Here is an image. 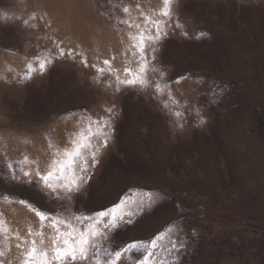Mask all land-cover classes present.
Returning a JSON list of instances; mask_svg holds the SVG:
<instances>
[{"label":"rangeland","instance_id":"1","mask_svg":"<svg viewBox=\"0 0 264 264\" xmlns=\"http://www.w3.org/2000/svg\"><path fill=\"white\" fill-rule=\"evenodd\" d=\"M162 8L163 0H0V264H23L29 245L18 248L17 237L40 240L29 230L41 221L20 201L56 217L116 208V230L97 225L102 245L162 234L163 244L181 245L156 251L167 264H264V0H175L170 19ZM145 16L165 20L167 36L147 87L117 91L116 76L138 66L130 37L149 26ZM44 57L46 70L23 79ZM90 118L109 119L111 131L80 191L58 199L35 178L27 183L23 172L43 174ZM43 233L48 246L47 222ZM140 258L133 250L119 264Z\"/></svg>","mask_w":264,"mask_h":264},{"label":"snow or ice","instance_id":"2","mask_svg":"<svg viewBox=\"0 0 264 264\" xmlns=\"http://www.w3.org/2000/svg\"><path fill=\"white\" fill-rule=\"evenodd\" d=\"M174 4L175 0H163V8L159 15L170 19L174 15ZM124 11L127 13L129 9L125 7ZM124 22L127 23V21ZM145 23L149 26L142 29L138 35L130 37L133 41V47L136 49L133 56L136 57L138 66L135 70L130 67L125 68V78L116 76L117 91L121 85L124 87H147L145 74L149 70L150 61L155 60L157 45L160 40L167 36V31L165 20L145 16ZM136 27L140 28V25H136ZM177 27L181 26L177 25ZM137 52L139 53L138 56H136ZM68 54L71 55V50ZM59 55H64L63 49H60ZM83 62L87 66L86 60ZM48 63H51V60L44 57L39 61L38 69L29 64L27 74L23 79H31L32 74L37 71L42 74ZM104 64L108 65L109 71H115L111 68L109 61H104ZM97 71L103 74L105 69L97 68ZM156 87L159 90L161 86L157 84ZM173 103L176 101L173 100ZM108 111L111 112V109ZM174 114L177 117L182 115L179 112ZM110 131L109 119L97 121L90 118L86 132L82 130L74 135L70 141L71 147L63 150L57 149L43 174L38 169L35 170V176H33L32 171H24L23 176L27 178L26 182L31 183L35 178L41 187L56 194L58 199L61 198L60 193H63V198L70 199V194L80 191L82 185L91 178L92 170L99 162L97 153L101 146L107 147ZM7 167L11 170L13 178H16V170L13 169L12 165L8 164ZM20 203L35 213L42 226L41 230L35 233L29 230V236H39V241L36 239L26 241L17 237L20 240V243L17 244L18 248H22L25 244L29 245L24 253L23 264H77V262H84L89 259L94 264H119L122 257L133 250L140 253L141 256L137 264H167L165 257L154 259L156 251L163 250L170 255L172 251L179 252L181 248V245L172 238H169L168 244H163L162 242L166 237L162 234L147 242L135 241L122 246L117 244L115 250L111 247H104L101 239L106 238V236L97 225L102 224L104 228L110 231L116 230L123 220V216L117 213L116 208L99 211L93 216L77 213L70 217H56L36 208L28 201H20ZM84 221H90V223L84 230H81L77 225ZM46 222L47 226L51 227L55 233L54 236L49 237L50 244L48 246H44L43 226ZM61 226H63V230ZM6 231L5 223L0 219V234ZM169 232H172L171 228H169ZM3 255L4 253L0 252V256ZM102 256H107L108 261H103Z\"/></svg>","mask_w":264,"mask_h":264},{"label":"bare ground","instance_id":"3","mask_svg":"<svg viewBox=\"0 0 264 264\" xmlns=\"http://www.w3.org/2000/svg\"><path fill=\"white\" fill-rule=\"evenodd\" d=\"M144 116H145V115H144ZM137 123H138V122H137ZM141 123H142V122H141ZM134 126H135V125H134ZM140 130H141V129H140ZM144 131H145V129H144ZM185 159H186V158H185ZM226 180H227V179H226ZM230 183H231V182H230ZM224 185H225V184H224ZM224 185H223V186H224ZM227 186H228V185H227Z\"/></svg>","mask_w":264,"mask_h":264}]
</instances>
